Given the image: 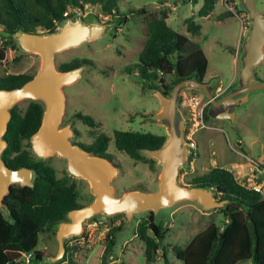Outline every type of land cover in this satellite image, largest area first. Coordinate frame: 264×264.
<instances>
[{"label":"rangeland","instance_id":"1","mask_svg":"<svg viewBox=\"0 0 264 264\" xmlns=\"http://www.w3.org/2000/svg\"><path fill=\"white\" fill-rule=\"evenodd\" d=\"M165 2L169 6L163 7ZM226 2L228 6L225 0H218L209 16L197 17L195 14L201 7L202 0H120L119 13L121 17L125 15L127 18L124 22L110 21V16H104L99 7L86 5L81 10L82 16L75 19L81 18L85 23L109 24V30L101 38L55 54L57 67L75 57H88L94 61L93 66H82L81 76L77 81L62 87L65 108L61 127L70 123L78 130V136L71 139L84 144L90 143L99 132L112 137L115 129L152 132L168 138L165 127L155 118V114L161 109L160 101L135 73L128 74L124 69L137 61L138 53L143 48L147 38V16L164 11L167 14V23L175 31L197 43L204 51L208 61L205 73L207 80L227 85L232 74L234 48L242 31L241 22L236 15L223 20L217 19L218 14L237 4V0ZM255 7L264 14V0H258ZM239 15L248 17L245 11L239 12ZM190 16H194V20L200 24L198 35H191L186 31L183 21ZM247 24L249 26V18ZM247 33L248 29L243 40ZM9 36V33L0 29V43ZM240 61L241 59L238 60V65ZM40 62L38 54L25 52L19 47H8L6 59L0 62V75L5 72L35 74ZM253 71L255 79L264 80V59ZM172 78L173 75H168L166 82ZM189 96L206 100L203 92L197 89L184 88L179 92V117L185 119V134L195 127L192 139L196 147L189 154L185 165L179 169L178 183L188 186L193 177L205 174L215 166L232 170L237 179L247 186H252L253 182L264 181V91L249 95L248 102L237 110L234 123L209 116L204 119L203 113L201 125L198 117L192 115ZM29 102V99H23L16 106L24 111ZM76 112L92 116L96 124L90 127L74 117ZM107 152L119 170L111 181L116 196L131 190L147 193L158 190L161 165L156 159L143 151L145 161H135L126 153L117 150L113 139ZM149 159L155 161L152 167L147 162ZM44 160L55 168L58 177L68 174L64 158L53 155ZM250 169H253L251 175L248 173ZM68 176L70 182L76 183L79 203L90 204L94 195L88 181ZM220 208L222 207L206 210L195 200H182L161 208L157 213L152 212L155 223L160 224L165 233L157 259L150 264H182L176 258L172 247L186 246L207 225L218 223L223 218ZM149 212L135 213L130 220L124 213L112 216L98 214L86 220L82 235L70 239L72 247L76 248L73 251L75 264H148L144 255V244L136 235V228L138 222L148 218ZM116 226H121V229L114 233L113 245L102 263L106 234ZM36 249L47 250L55 255L58 251L56 233H41ZM162 251L166 255V262L162 259ZM24 257L25 264L45 262V259L43 262H29V257ZM47 264L70 263L60 259ZM237 264L253 263L244 261Z\"/></svg>","mask_w":264,"mask_h":264},{"label":"trees","instance_id":"2","mask_svg":"<svg viewBox=\"0 0 264 264\" xmlns=\"http://www.w3.org/2000/svg\"><path fill=\"white\" fill-rule=\"evenodd\" d=\"M119 1L0 0V29L10 35L0 43V62L6 59L8 47H18L13 38L15 32L52 33L63 21L75 17L74 9L83 10L86 5L99 7L104 16H110V21H127L126 16L121 17L119 13ZM202 1L195 14L197 17L209 16L218 0ZM241 11L247 13L237 3L218 14L217 19L239 15ZM142 12L145 13L143 10ZM183 23L191 35L200 33V24L194 20V16L185 18ZM146 34L147 38L138 53L137 61L125 67L126 73H135L148 89L159 90L168 97L181 80H203L208 65L204 51L197 43L178 33L167 23L166 12L160 11L147 16ZM82 65L93 66L94 61L88 57H75L57 68L67 71ZM33 75L5 72L0 75V89L19 87ZM168 75H173V78L166 82ZM210 106L208 104L205 109ZM205 109L203 115L207 119ZM43 111V103L33 100H30L24 111L19 110L16 105L11 109V118L4 135L8 143L2 158L10 168L28 167L34 171L35 176L31 187L12 184L9 193L4 196V208L0 207V264H25V254H30L29 262L43 261L51 256L50 251L36 249L39 235L55 234L58 224L67 219V213L83 206L78 201L76 183L69 181L68 174L58 177L52 165L37 158L32 152L30 138L41 124ZM74 117L90 127L96 124L92 116L81 112H76ZM111 139L117 150L126 153L135 161H145L142 152L160 148L167 136L115 129L112 137L99 132L95 134L92 142L79 144L91 154L111 160L107 152ZM147 162L152 167L155 161L149 159ZM188 186L211 189L216 199L226 200V203L220 208L223 218L218 223L207 225L186 246L172 247L176 258L182 264H237L244 261L264 264L262 192L242 184L232 170L221 166L212 167L207 173L193 177ZM120 229L121 226H116L107 232L102 263L113 245L114 233ZM136 230V235L144 244L146 262L150 264L157 259L165 230L155 223L152 211L146 220L138 222ZM65 245L66 252L62 260L75 264L73 251L76 248L67 246L66 241ZM162 259L167 261L163 251Z\"/></svg>","mask_w":264,"mask_h":264},{"label":"water","instance_id":"3","mask_svg":"<svg viewBox=\"0 0 264 264\" xmlns=\"http://www.w3.org/2000/svg\"><path fill=\"white\" fill-rule=\"evenodd\" d=\"M257 1L237 0V3L247 11L249 26L242 43L239 84L234 91L217 99L213 97L212 92L215 82L207 85L203 80L194 79L179 81L169 97L159 90H152V94L161 104L155 118L165 127L168 134L167 140L160 148L144 150L161 165L158 190L154 193L131 190L116 196L111 181L119 172L117 166L109 158L92 155L82 146L73 144L70 141L73 135L70 125L61 127L65 108L62 87L80 78L83 65L67 71L59 70L55 63V54L103 37L109 30V24L85 23L81 18L67 19L52 33L17 31L13 34L18 47L25 52L38 54L41 62L33 77L23 85L0 89V207L4 208L3 199L9 193L12 184L31 187L35 176L28 167L10 168L2 158L8 143L4 135L11 118V109L23 99L41 101L44 105L41 124L30 138L33 153L40 159L53 155L66 159L68 174L86 179L94 195V200L90 204L70 210L67 219L58 224L56 229L58 251L55 255L46 257L43 264L62 259L66 252L65 240L82 235L84 222L95 215L112 216L124 213L130 220L135 213L144 211L157 213L161 208L182 200H195L206 210L222 207L226 203V200L216 199L211 189L189 187L177 181L179 169L185 165L191 151L184 140L185 119L177 118L178 97L184 88L200 90L212 107L223 109L216 114V118L234 123L237 110L248 102L249 95L264 91V80L255 79L253 71V68L264 59V14L256 9ZM230 106L233 107L232 110L229 109Z\"/></svg>","mask_w":264,"mask_h":264},{"label":"built area","instance_id":"4","mask_svg":"<svg viewBox=\"0 0 264 264\" xmlns=\"http://www.w3.org/2000/svg\"><path fill=\"white\" fill-rule=\"evenodd\" d=\"M225 4L228 6L226 0H225ZM73 12H74V16H75L73 18L74 20H75V18H77V16L78 17L82 16L81 10H75L74 9ZM66 14L67 13L65 12L64 15H66ZM70 19H72V18H70ZM239 19H240V22H241V31H242V33L245 34V32L248 29V24H247L248 17L240 16ZM223 92H224V89H222V88H216L214 90V92H213V97L214 98H217ZM188 102H189V107H190V110L192 112V115L198 117L199 123H202L203 109L209 103V101L207 99L205 101H202L201 98H197L195 96H189ZM196 117H194V118H196ZM201 125H203V123ZM194 128L195 127H192L187 132V134H184V140L187 142V144H188V146H189V148H190L191 151H193L194 150L193 148L196 147L195 146V143H194V141L192 139V136H193V133H194ZM191 151H190V153H191ZM263 170H264V168H263ZM251 187L253 189H255L256 191L262 192V194L264 196V181L263 180L260 181V182H253V185ZM70 239H71V237H69V238H67L65 240L67 242V246H72V244H71L72 242H71ZM24 256H26L27 259H28V257L30 258V254H27V255L25 254Z\"/></svg>","mask_w":264,"mask_h":264},{"label":"crops","instance_id":"5","mask_svg":"<svg viewBox=\"0 0 264 264\" xmlns=\"http://www.w3.org/2000/svg\"><path fill=\"white\" fill-rule=\"evenodd\" d=\"M202 3H203V1H202ZM165 5L169 6V4L167 2H165L163 4V7H165ZM236 16H238V18H239L241 15H236ZM244 35H245L244 33L241 34L240 38H238V40L236 42V47L234 48V53H233V58H232V62H233L232 74H231V77L229 79L228 84L227 85H223V84L217 83L216 88H222V89H225V88L228 89L230 87L235 88L239 84V78L237 79V77H238L239 71L241 69L242 62L240 61V65H238V60L241 59V53H242V44H241L242 41L241 40H242ZM203 81L204 82L208 81L205 76L203 78ZM212 83H214V82H212ZM215 84H216V82H215ZM252 171H253V169H250V172H248V173L251 175Z\"/></svg>","mask_w":264,"mask_h":264},{"label":"flooded vegetation","instance_id":"6","mask_svg":"<svg viewBox=\"0 0 264 264\" xmlns=\"http://www.w3.org/2000/svg\"><path fill=\"white\" fill-rule=\"evenodd\" d=\"M205 83L207 84V85H210L211 84V82H209V81H205ZM216 86H217V83L215 84V87L212 89V92H214V90L216 89ZM237 87H235V88H232V87H230V88H225L224 89V92L220 95V96H218L217 97V99H221L223 96H225V95H227V94H229V93H231L232 91H234L235 89H236ZM208 104H210V103H208ZM207 104V105H208ZM211 105V104H210ZM206 108V107H205ZM232 106H230V110H232ZM223 109L221 108V107H217V108H215V107H212V105L208 108V109H206V112H207V114H208V116L209 117H211V118H215L216 119V114L218 113V112H220V111H222ZM204 111V110H203ZM64 116V115H63ZM179 117V114H177V118ZM79 119V118H78ZM63 120V119H62ZM227 121V120H226ZM229 122V121H228ZM62 124V123H61ZM67 125H70V128L73 130V135L71 136V137H75V136H78V130L76 129V128H73L72 126H71V124L70 123H68ZM64 127V126H63ZM185 132H186V129H185V131L183 132L184 134H185ZM71 137H70V141L73 143V144H78V145H80L81 146V144H79V143H81V142H77V141H74V140H72L71 139ZM93 139V138H92ZM92 142V141H91ZM31 144V143H30ZM32 149V148H31ZM33 152V151H32ZM90 153V152H89ZM34 154V153H33ZM91 154V153H90ZM35 155V154H34ZM93 155V154H92ZM36 156V155H35ZM37 157V156H36ZM38 158V157H37ZM66 160V159H65ZM33 171V170H32ZM34 172V171H33ZM35 174V173H34ZM69 175V174H68Z\"/></svg>","mask_w":264,"mask_h":264}]
</instances>
